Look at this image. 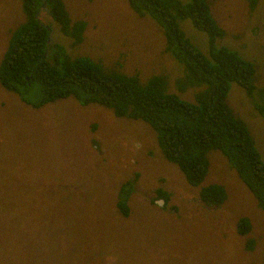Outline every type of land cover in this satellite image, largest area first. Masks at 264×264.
<instances>
[{"label": "rangeland", "instance_id": "374dc122", "mask_svg": "<svg viewBox=\"0 0 264 264\" xmlns=\"http://www.w3.org/2000/svg\"><path fill=\"white\" fill-rule=\"evenodd\" d=\"M62 1L71 21L85 22L83 37L73 44L41 11L49 46L60 43L68 55L105 66L118 62L141 80L161 75L166 92L193 100L199 88L180 84L182 69L164 51L154 21L133 13L126 0ZM208 1L224 30L217 45L255 66L252 96L231 82L226 102L264 162V119L252 105L264 104V0H252L253 7L250 0ZM24 21L19 0H0V62ZM180 28L206 51L203 32L188 20ZM206 157V174L191 185L146 122L70 97L32 106L0 85V264H262L264 212L218 150ZM133 174L122 218L115 203ZM209 183L225 191L224 203L210 209L196 202ZM240 217L250 225L245 234L236 229Z\"/></svg>", "mask_w": 264, "mask_h": 264}, {"label": "trees", "instance_id": "16d2710c", "mask_svg": "<svg viewBox=\"0 0 264 264\" xmlns=\"http://www.w3.org/2000/svg\"><path fill=\"white\" fill-rule=\"evenodd\" d=\"M19 1L25 21L12 31L0 62L3 88L32 106L70 97L80 104L109 108L118 117L146 122L155 131L165 159L176 164L191 185L206 174V153L218 150L264 212V162L244 121L226 102L231 82L252 96L255 66L236 50L217 45L224 30L212 17L208 0H126L133 13L146 15L157 25L164 51L182 69L180 84L199 88L192 101L166 92L161 75L141 80L135 73L122 72L118 62L105 66L83 55H68L60 43L49 46L50 25L37 15L43 2L51 23L73 44L81 42L85 22L71 21L62 0ZM254 3L250 0L252 7ZM182 20L206 35L205 52L181 30ZM254 101V111L264 119V104ZM129 179L121 185L115 203L122 218L129 212L128 196L135 190L137 176ZM159 197L166 198L163 193ZM198 197L216 207L224 203L225 191L221 184L209 183L199 189ZM236 222L239 234L248 232L245 217ZM246 246L251 247V242Z\"/></svg>", "mask_w": 264, "mask_h": 264}, {"label": "water", "instance_id": "95a60500", "mask_svg": "<svg viewBox=\"0 0 264 264\" xmlns=\"http://www.w3.org/2000/svg\"><path fill=\"white\" fill-rule=\"evenodd\" d=\"M42 7L45 10V4H44V2L42 4ZM196 202H198V204L204 206L205 208H209V209L211 208L210 206L205 205L204 202L202 200H200V199H197ZM157 204H160V201Z\"/></svg>", "mask_w": 264, "mask_h": 264}, {"label": "flooded vegetation", "instance_id": "af4514ba", "mask_svg": "<svg viewBox=\"0 0 264 264\" xmlns=\"http://www.w3.org/2000/svg\"><path fill=\"white\" fill-rule=\"evenodd\" d=\"M45 10H46V7H45ZM41 11L45 14V11L43 10V7H40V9L37 11V14H39ZM130 196H131V195L128 196L129 199L131 198ZM129 199H128V202H129ZM159 201H160V200H159ZM156 204H157V203H156Z\"/></svg>", "mask_w": 264, "mask_h": 264}]
</instances>
